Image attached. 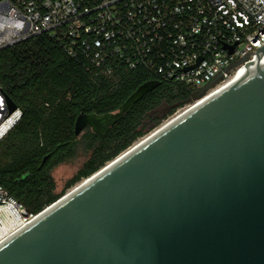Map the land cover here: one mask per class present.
<instances>
[{
	"label": "water",
	"instance_id": "1",
	"mask_svg": "<svg viewBox=\"0 0 264 264\" xmlns=\"http://www.w3.org/2000/svg\"><path fill=\"white\" fill-rule=\"evenodd\" d=\"M249 71L35 215L0 245V264H264V66ZM159 84L115 112L80 114L75 136L106 135Z\"/></svg>",
	"mask_w": 264,
	"mask_h": 264
},
{
	"label": "built area",
	"instance_id": "2",
	"mask_svg": "<svg viewBox=\"0 0 264 264\" xmlns=\"http://www.w3.org/2000/svg\"><path fill=\"white\" fill-rule=\"evenodd\" d=\"M41 35L93 78L139 72L181 85L190 97L174 116L259 68L264 0H0V51ZM5 97L0 87V141L22 116ZM33 218L0 185V245Z\"/></svg>",
	"mask_w": 264,
	"mask_h": 264
},
{
	"label": "trees",
	"instance_id": "3",
	"mask_svg": "<svg viewBox=\"0 0 264 264\" xmlns=\"http://www.w3.org/2000/svg\"><path fill=\"white\" fill-rule=\"evenodd\" d=\"M148 80L139 72H121L116 81L93 78L47 35L1 50L0 87L22 116L0 141V185L33 216L57 201L157 128L190 97L181 85L161 82L106 135L86 128L75 136L80 114L115 112ZM79 146L89 158L56 193L52 170L73 160Z\"/></svg>",
	"mask_w": 264,
	"mask_h": 264
},
{
	"label": "bare ground",
	"instance_id": "4",
	"mask_svg": "<svg viewBox=\"0 0 264 264\" xmlns=\"http://www.w3.org/2000/svg\"><path fill=\"white\" fill-rule=\"evenodd\" d=\"M262 66H264V59L259 63L258 67L261 68ZM238 80H233L232 82L228 83L227 85H225L224 87L218 89L217 91L211 92L206 98H204L202 101L198 102L197 104H195L194 106H190L188 109H185L183 111H181L179 114L174 115L172 117H170L167 121H165L163 124H161L158 128L154 129L153 131H151V133H149L148 135H146L145 137L141 138L140 140H138L135 144H133L127 151H124L123 153H121L117 158V160L111 164L110 167L116 165L117 163H119L120 161L124 160L125 158L129 157L132 153H134L135 151H137L140 147H142V145L146 144L148 141H150V139H152V137L156 136L158 133H160L161 131H164L165 129H167L168 127L174 125L176 122L180 121V119H182L183 117H185L188 113H190V111H193L194 109L202 106L204 103L208 102L210 99L214 98L216 95L220 94L221 92L225 91L226 89L230 88L232 85L237 84ZM108 169V168H107ZM106 171V170H104ZM102 173V172H101ZM100 175V174H99ZM95 179V178H93ZM92 180H88V181H82L81 183H78L77 185H75L74 187H72L66 194V196L59 202L63 203L64 201H66L69 197H71L72 195H74L75 193H77L78 191H80L81 189H83L85 187V185H88V183H90ZM57 204V205H59ZM55 207V206H54ZM52 209V208H51ZM50 211L47 210V212ZM44 215V214H43ZM40 217H35L31 220V222L24 226L21 227L20 229H18L16 232L18 233L19 231H22L23 229H25L26 227H28L29 225L33 224L34 222H36L38 219H40ZM8 233L7 231L4 232L2 238H5L4 240H2V243H5L6 241H8L11 237L12 234ZM16 235V234H15ZM2 245V244H1Z\"/></svg>",
	"mask_w": 264,
	"mask_h": 264
},
{
	"label": "rangeland",
	"instance_id": "5",
	"mask_svg": "<svg viewBox=\"0 0 264 264\" xmlns=\"http://www.w3.org/2000/svg\"><path fill=\"white\" fill-rule=\"evenodd\" d=\"M169 117H171V116H169ZM167 119H165V120L162 119L161 123H163ZM81 135H82V133L79 135V137ZM88 158H89V154L84 153L82 147L79 146V148L77 149V155L73 160H71L67 163L61 164L52 170L51 175H52V177L56 183V193H60L63 190L65 182L67 180H69L70 178H72L76 174V172L82 167V165L86 162V160ZM69 190H67L65 192V194Z\"/></svg>",
	"mask_w": 264,
	"mask_h": 264
},
{
	"label": "clouds",
	"instance_id": "6",
	"mask_svg": "<svg viewBox=\"0 0 264 264\" xmlns=\"http://www.w3.org/2000/svg\"><path fill=\"white\" fill-rule=\"evenodd\" d=\"M11 129H13V127L7 130L6 135L11 131Z\"/></svg>",
	"mask_w": 264,
	"mask_h": 264
}]
</instances>
